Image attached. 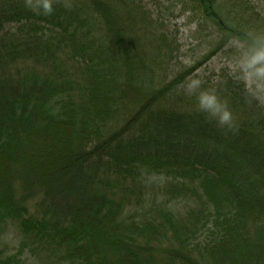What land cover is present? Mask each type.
<instances>
[{"label": "trees", "instance_id": "1", "mask_svg": "<svg viewBox=\"0 0 264 264\" xmlns=\"http://www.w3.org/2000/svg\"><path fill=\"white\" fill-rule=\"evenodd\" d=\"M193 1L217 42L170 76L144 7L0 0V264H264V92L209 68L201 89L227 103V128L185 91L255 36Z\"/></svg>", "mask_w": 264, "mask_h": 264}, {"label": "rangeland", "instance_id": "2", "mask_svg": "<svg viewBox=\"0 0 264 264\" xmlns=\"http://www.w3.org/2000/svg\"><path fill=\"white\" fill-rule=\"evenodd\" d=\"M111 1L115 7H131L132 5L133 7H144L145 12L151 15L154 26L157 27L155 31H161V35L165 34L166 40L170 42L169 48L166 45H162V47L164 51H172V57L165 54L161 62V65L164 66L170 76L181 69L186 70L203 61V58L213 48V42H217L215 39L217 30L214 23L204 15L201 4H197L193 0ZM217 2L220 9L217 7V10L225 18H227L226 15L231 16L233 22H241L235 24L236 26L245 28L253 33L255 37L256 35L264 37V0H217ZM251 17L254 21L252 20V25L249 28L242 25V21L246 22ZM160 25L164 27L163 31ZM241 47L239 43L234 42L232 46L225 48L224 51L214 56L210 62L203 64L197 70L198 75H195L196 72H194L188 77V80L194 78L201 80L203 77H208L211 69H216L215 73L226 71L227 73L243 76L235 63L241 57L236 55L235 52H240ZM149 51L154 52L155 49ZM209 68L211 69L208 70ZM247 83L249 86L256 83L257 89L264 92V81L247 80ZM2 236V241L10 246L11 250H14L15 247L18 248L20 238L15 227L10 226ZM26 256L32 262V254L27 251Z\"/></svg>", "mask_w": 264, "mask_h": 264}, {"label": "clouds", "instance_id": "3", "mask_svg": "<svg viewBox=\"0 0 264 264\" xmlns=\"http://www.w3.org/2000/svg\"><path fill=\"white\" fill-rule=\"evenodd\" d=\"M37 2L43 14H50L53 11L54 0H37ZM235 63L245 80L264 81V37H252L251 46L242 53L240 59ZM201 83L200 79H191L186 85V93L191 94L193 90L200 89L196 93L198 110L219 126L232 128L234 116L227 103L218 97L215 90L201 89Z\"/></svg>", "mask_w": 264, "mask_h": 264}]
</instances>
